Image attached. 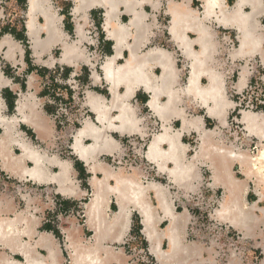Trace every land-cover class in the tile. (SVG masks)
<instances>
[{
    "label": "crops",
    "instance_id": "1",
    "mask_svg": "<svg viewBox=\"0 0 264 264\" xmlns=\"http://www.w3.org/2000/svg\"><path fill=\"white\" fill-rule=\"evenodd\" d=\"M14 1L21 25L0 26V264H135L133 235L152 264H264V110L238 116L243 137L228 128L232 95L264 86V0ZM58 88L74 109L62 127ZM128 138L145 145L118 166ZM208 190L256 261L191 238Z\"/></svg>",
    "mask_w": 264,
    "mask_h": 264
},
{
    "label": "built area",
    "instance_id": "2",
    "mask_svg": "<svg viewBox=\"0 0 264 264\" xmlns=\"http://www.w3.org/2000/svg\"><path fill=\"white\" fill-rule=\"evenodd\" d=\"M20 7L14 0H2L0 6V26L21 24V11ZM62 70L57 73L61 75ZM258 76H254L253 80L247 85L244 91L235 93L232 98L235 100V109L232 112V116L229 123V130L237 137H243L244 131L239 122L238 116L243 112H256L264 108V86L259 82ZM61 84V80L55 78L53 84ZM50 88V81L47 83ZM50 92L54 94L55 98H59L60 101L56 104L57 110H66L73 108V105L65 104L61 99L62 91L60 88L51 89ZM66 99V98H65ZM75 97H72L74 100ZM67 100V99H66ZM57 117V112L55 118ZM62 126V123H59ZM128 146L130 154L126 161H116L118 166H131L135 162V155L145 145L142 139L128 138L125 141ZM257 149V144H252V150ZM135 153V154H134ZM134 159V161H133ZM210 191V190H208ZM207 194V191L201 192L193 198V218L189 224V234L193 240L200 241L205 246L212 247L220 256L226 258L230 252H235L243 259L256 261L257 255L253 252H245L243 249V243L239 233L232 231L227 225L221 224L214 220L213 214L215 206H218V199L216 193ZM219 195V194H218ZM220 196V195H219ZM127 251L130 259L135 264H152L147 256V249L141 242V239L133 235L126 243Z\"/></svg>",
    "mask_w": 264,
    "mask_h": 264
},
{
    "label": "rangeland",
    "instance_id": "3",
    "mask_svg": "<svg viewBox=\"0 0 264 264\" xmlns=\"http://www.w3.org/2000/svg\"><path fill=\"white\" fill-rule=\"evenodd\" d=\"M73 110H74L73 108H71V109L68 108L65 111L64 110H57V107H55L53 114L56 115V112H57V117L53 118V119L54 120L56 119L55 120L56 122L59 121L60 123H62L64 125V123L69 122V118L74 120V117H72V115H71L73 113Z\"/></svg>",
    "mask_w": 264,
    "mask_h": 264
},
{
    "label": "trees",
    "instance_id": "4",
    "mask_svg": "<svg viewBox=\"0 0 264 264\" xmlns=\"http://www.w3.org/2000/svg\"><path fill=\"white\" fill-rule=\"evenodd\" d=\"M19 4L24 5L25 1L24 0H16ZM24 27L22 26L20 30H16V29H10V33L14 34L15 36H18L19 38H23L24 36ZM5 32H8V29L4 30ZM264 110V108L262 109Z\"/></svg>",
    "mask_w": 264,
    "mask_h": 264
},
{
    "label": "bare ground",
    "instance_id": "5",
    "mask_svg": "<svg viewBox=\"0 0 264 264\" xmlns=\"http://www.w3.org/2000/svg\"><path fill=\"white\" fill-rule=\"evenodd\" d=\"M137 17H138V15H137ZM137 19V18H136ZM246 112H249V111H246ZM246 112H243V113H246Z\"/></svg>",
    "mask_w": 264,
    "mask_h": 264
}]
</instances>
